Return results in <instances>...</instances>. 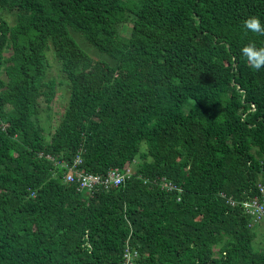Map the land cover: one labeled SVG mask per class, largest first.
<instances>
[{
  "label": "trees",
  "instance_id": "obj_1",
  "mask_svg": "<svg viewBox=\"0 0 264 264\" xmlns=\"http://www.w3.org/2000/svg\"><path fill=\"white\" fill-rule=\"evenodd\" d=\"M251 16L264 0H0V264H121L127 240L137 264H264L243 206L264 187ZM49 53L68 98L47 136ZM76 156L134 175L78 192Z\"/></svg>",
  "mask_w": 264,
  "mask_h": 264
},
{
  "label": "built area",
  "instance_id": "obj_2",
  "mask_svg": "<svg viewBox=\"0 0 264 264\" xmlns=\"http://www.w3.org/2000/svg\"><path fill=\"white\" fill-rule=\"evenodd\" d=\"M5 126V125H4ZM41 156V155H40ZM51 159L50 157H48ZM81 164V157L76 156L70 166H66L64 172V182L67 184L77 185L78 192H86L91 194L99 188L104 190L115 189L119 187L126 179L134 175V163L126 165L123 168H114L107 172L105 176L86 173L78 169ZM146 182V181H145ZM163 190L181 192V189L176 187L170 181L160 178L153 182ZM261 196L251 199L243 203L246 212L251 218V223L261 226L264 222V187L260 188ZM123 249L121 264H137L138 252L135 248L129 245L128 240L125 242Z\"/></svg>",
  "mask_w": 264,
  "mask_h": 264
},
{
  "label": "rangeland",
  "instance_id": "obj_3",
  "mask_svg": "<svg viewBox=\"0 0 264 264\" xmlns=\"http://www.w3.org/2000/svg\"><path fill=\"white\" fill-rule=\"evenodd\" d=\"M10 20L9 18H7ZM126 27L123 28V32H126ZM73 36L77 40V42L95 59H103L79 34L74 33ZM49 58V71L48 76L49 78H53L56 82V89H55V97L53 101L48 105L47 109H44L40 115V123L42 127L45 129L47 136H50V133L53 131L55 126L58 123L60 118L61 112L66 105V98H68L67 93V86H65V81L62 79L61 74L58 71V66L55 60L53 59L51 53L48 54ZM44 106V104L42 105ZM144 149L145 146L142 145ZM256 237H255V246L257 248H264V222L261 226L256 227Z\"/></svg>",
  "mask_w": 264,
  "mask_h": 264
},
{
  "label": "clouds",
  "instance_id": "obj_4",
  "mask_svg": "<svg viewBox=\"0 0 264 264\" xmlns=\"http://www.w3.org/2000/svg\"><path fill=\"white\" fill-rule=\"evenodd\" d=\"M246 32L264 36V25L258 17L251 16L243 22ZM241 55L247 64L254 70L264 68V47H257L255 43H249L241 49Z\"/></svg>",
  "mask_w": 264,
  "mask_h": 264
}]
</instances>
